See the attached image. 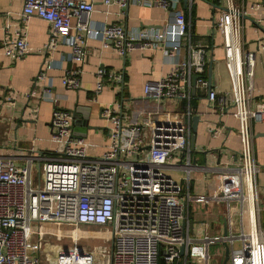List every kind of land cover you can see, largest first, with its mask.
<instances>
[{
  "label": "built area",
  "instance_id": "2783aa9c",
  "mask_svg": "<svg viewBox=\"0 0 264 264\" xmlns=\"http://www.w3.org/2000/svg\"><path fill=\"white\" fill-rule=\"evenodd\" d=\"M101 1L106 6L117 5L119 11L116 20L96 28L89 21L95 0H22L18 20L12 26L8 12L3 23L4 53L19 58L35 50L27 40V23L37 16L48 23L49 37L37 48L47 54L35 83L45 80V71L52 66L48 53L64 43L70 47L68 58L75 65L65 69L61 83L66 88H79L85 39L92 36H98L103 46L112 47L122 56L134 48L160 47L165 49L172 67L164 76L144 83L143 97L158 103L143 110L142 116L123 121L118 104L102 108V116L109 121V143L100 155L89 153L94 143L73 134V110L62 107L53 108L50 120L51 137L58 144L55 156L32 157L12 145L0 147V264H43L41 232L50 222L67 223L75 230L80 226L108 228V264H189L192 243L204 249L205 264L210 260L209 245L215 243L224 248V244L228 245L227 264H264L261 208L255 186L260 166L254 159L251 127L253 120L264 121V99L254 97L257 50L245 47L235 1L223 0L224 9L212 22V28L220 33L231 76V88L221 96L219 104L220 114L232 109L238 123V162L218 172L216 190L201 193L183 190L182 180L190 178L194 164L188 154L176 158L182 149H189L192 111L188 107L178 121L162 116L160 108L164 99H189L195 87L209 88V103L216 100L218 92L209 87L204 75L212 44L209 47L208 39L209 44L201 38L193 40L178 0ZM130 3L171 9V17L162 27L126 30L121 19ZM72 18L77 21L73 23ZM184 49L187 55H182ZM194 74L198 75L195 83ZM106 79L122 83L123 73L99 68L94 96ZM36 93L32 88L26 95ZM27 114L36 118L38 106H28ZM215 127L209 128L213 134L219 132ZM34 159L42 160L38 162L41 174L34 173ZM174 170L183 172L180 179L172 175ZM191 202L206 208L219 204L225 229L213 232L207 220L193 227ZM35 224L38 236L33 234ZM97 257L95 250L74 244L57 248L50 264H98Z\"/></svg>",
  "mask_w": 264,
  "mask_h": 264
},
{
  "label": "crops",
  "instance_id": "0c3cea01",
  "mask_svg": "<svg viewBox=\"0 0 264 264\" xmlns=\"http://www.w3.org/2000/svg\"><path fill=\"white\" fill-rule=\"evenodd\" d=\"M177 6L184 10L189 23L188 33L193 40L201 38L209 41L210 59L205 65L204 75L208 80L209 63L211 68V88L218 92L214 102L209 103L208 89L195 87L190 90L189 99H165L161 101L160 114L168 119L180 121L183 112L190 107L192 116L190 120L189 149L185 147L178 155L190 157L194 168L189 179L183 178V190L192 193L211 192L219 184L218 172L224 167L234 166L238 162L240 146L237 135L238 123L230 109L226 114H220L219 99L231 88V76L224 60L221 36L218 30L212 28V22L217 20L224 9L223 0H190L185 8L183 0H178ZM240 10L243 24V40L245 47L257 50L254 72V97L264 99V0H234ZM22 7V0H0V147L7 145L22 149V153L29 156L40 154L52 157L57 154L58 144L51 137V114L54 107L73 110L77 106V116L81 112H89V124L93 126L83 137L94 147H89V153L100 155L109 143V121L102 116V108L106 105L118 106L123 121L142 116V111L149 109L158 102L143 97V85L147 80L164 76L172 67L166 59V51L162 48L140 49L134 48L125 56L117 54L112 47L103 46L98 36L86 37L84 60L79 64L81 68L79 88H66L61 83L65 69L74 66L68 56L70 47L59 43L48 54L52 57V66L46 69V79L36 83L35 78L40 71L45 52L37 51L44 45L49 37L48 23L32 16L27 23V40L35 49L19 58L7 56L2 47L4 38L3 23L9 12L12 23L18 20V13ZM119 7L106 6L101 0H95L94 10L89 16L90 23L98 28L117 18ZM171 9L159 6H146L130 3L124 8L121 24L126 30L146 27H162L171 17ZM82 19H86L83 15ZM73 23L77 18H72ZM208 39V41H207ZM170 49V48H168ZM187 50L183 54L187 55ZM121 70L123 82L116 83L106 79L103 88L94 96V87L97 81V70ZM32 88L36 90L35 96H27L26 92ZM14 98H8V96ZM155 103V104H154ZM38 106V116L31 118L27 114V107ZM230 107V105H229ZM231 108V107H230ZM193 115H198L196 128L193 130ZM218 127V133H211L209 128ZM252 145L255 161L260 168L255 176V186L260 206V224L264 236V121H252ZM194 135V147H191V136ZM24 162V160H18ZM42 160L34 159L40 163ZM219 210L222 207L217 205ZM210 208V209H215ZM193 227L201 220H195L190 214ZM213 232L223 230V223L216 220L210 223ZM197 226V225H196ZM216 264V263H215Z\"/></svg>",
  "mask_w": 264,
  "mask_h": 264
},
{
  "label": "rangeland",
  "instance_id": "374dc122",
  "mask_svg": "<svg viewBox=\"0 0 264 264\" xmlns=\"http://www.w3.org/2000/svg\"><path fill=\"white\" fill-rule=\"evenodd\" d=\"M165 100V99H164ZM176 158H179L177 154ZM42 165L38 166V163L33 164L34 173L36 175L41 174ZM183 172L172 171V175L180 179ZM234 202H231V208L234 211ZM206 208L203 205H198L196 202H191L190 209L195 220H207L209 223H213L214 220L218 223H223L224 215L221 210ZM201 224V223H198ZM197 223L195 224L196 227ZM60 229V230H59ZM62 232V233H61ZM42 250L40 255L43 264L53 263L55 252L59 247H70L74 244L84 246L87 249L95 250L98 253L96 262L98 264H108L110 261L109 252L111 251V231L106 227L95 226L93 228H87L80 226L77 230L73 226L67 223H46L42 230ZM59 233V235H58ZM34 236H38L36 224L33 228ZM64 234V235H63ZM195 235L192 234V236ZM237 244V243H236ZM100 252V253H99ZM204 249L202 246L191 244L190 261L189 264H205V260L202 256ZM208 253L210 255L209 264H222L225 257V248L221 243H215L209 245Z\"/></svg>",
  "mask_w": 264,
  "mask_h": 264
},
{
  "label": "water",
  "instance_id": "95a60500",
  "mask_svg": "<svg viewBox=\"0 0 264 264\" xmlns=\"http://www.w3.org/2000/svg\"><path fill=\"white\" fill-rule=\"evenodd\" d=\"M188 1L189 0H183V6L186 8L188 5ZM211 68H212V62L209 63L208 69H209V73H208V84L210 87V81H211ZM198 77L197 74L193 75V83H195L196 78ZM80 106H77L76 108L73 109V113H74V122L72 124V129H73V134L80 136V137H85L86 136V132L89 128L93 127L90 126L89 124V112L84 111L81 112L80 116H77V112H78V108ZM199 116L198 115H193L192 120H193V130H195L196 128V123L198 121ZM194 138L195 136L192 135L191 136V147H194ZM225 229V227H224ZM192 232V231H191ZM225 245V257L223 259V263L222 264H227L228 259H229V248L227 244ZM181 253H183V247L181 248Z\"/></svg>",
  "mask_w": 264,
  "mask_h": 264
},
{
  "label": "flooded vegetation",
  "instance_id": "af4514ba",
  "mask_svg": "<svg viewBox=\"0 0 264 264\" xmlns=\"http://www.w3.org/2000/svg\"><path fill=\"white\" fill-rule=\"evenodd\" d=\"M85 227H87V228H93V227H95V226H85Z\"/></svg>",
  "mask_w": 264,
  "mask_h": 264
},
{
  "label": "bare ground",
  "instance_id": "6f19581e",
  "mask_svg": "<svg viewBox=\"0 0 264 264\" xmlns=\"http://www.w3.org/2000/svg\"><path fill=\"white\" fill-rule=\"evenodd\" d=\"M43 229V228H42ZM60 230V229H59ZM62 233V232H61ZM58 235H59V233H58ZM64 235V234H63Z\"/></svg>",
  "mask_w": 264,
  "mask_h": 264
}]
</instances>
